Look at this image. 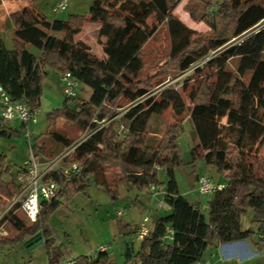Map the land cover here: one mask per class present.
<instances>
[{"label": "trees", "instance_id": "trees-1", "mask_svg": "<svg viewBox=\"0 0 264 264\" xmlns=\"http://www.w3.org/2000/svg\"><path fill=\"white\" fill-rule=\"evenodd\" d=\"M6 1L12 0H0V5ZM180 2L94 0L88 15H73L67 21H50L35 7L10 14L15 37L9 49L0 34V86L13 101L27 102L36 111L40 109L44 82L50 71L60 75L70 72L92 94L88 101L78 99L74 109L69 105L72 100L66 98L61 108L48 115L49 129L64 120L84 131H98L74 155L81 167L77 178L52 174L60 189L41 209L36 222L25 227L18 216L19 205L0 220V229L9 223L19 232L13 238L0 236V248L25 238L36 237L33 242L41 240L38 234L42 229L46 231L61 200L84 192L92 183L103 187L113 199L119 198L118 187L122 184L138 192L155 187L169 207L167 214L150 221V232L141 241H138L140 224L118 223L126 264L206 262L204 257L209 249L255 236L254 231L243 227L242 219L249 212L253 213L252 223L264 233V156L260 155L264 142L261 111L264 99L259 98L264 87V0H201V19L212 31L208 39L197 36L173 15ZM192 16L197 17L193 12ZM86 25L100 26L103 45L100 59L90 57V46L77 38ZM161 25L167 27L171 37L170 61L166 66L173 67L174 75L188 69L207 49L220 48L234 38L243 39L240 45L227 48L196 70L198 74L205 70L208 74L190 92L189 105L183 95L188 89L187 81L180 90L169 87L156 97L150 94L149 84L138 80L146 68L145 47ZM234 58L240 62L237 72L232 73L227 70V63ZM247 74L251 78L245 83ZM124 105H128L127 111L117 120L115 109ZM170 109L174 124L167 136L148 145L151 117ZM108 117L112 119L109 127L100 128L99 122ZM187 120L198 141L191 148L189 164L203 163L205 171L215 170L226 184L224 190L207 196V211L201 203L182 194L176 179V170L184 167L179 140ZM116 126L125 132L122 140ZM27 128L22 123L19 131L0 120V139L20 135ZM230 147L239 153V159L232 175H223L230 170L227 164ZM31 151L40 160L54 157L39 137L35 138ZM116 167L121 173L110 181L107 170ZM162 173L165 181L160 180ZM21 174L22 167L15 173L0 156V195L5 206L21 190L18 182ZM191 175L195 181L196 172ZM135 205L141 207L138 202ZM168 229L173 232L172 239L168 238ZM63 260L58 251L50 257L49 264ZM71 260L74 264H113L107 251L101 249L97 257L79 256Z\"/></svg>", "mask_w": 264, "mask_h": 264}, {"label": "rangeland", "instance_id": "rangeland-1", "mask_svg": "<svg viewBox=\"0 0 264 264\" xmlns=\"http://www.w3.org/2000/svg\"><path fill=\"white\" fill-rule=\"evenodd\" d=\"M61 0H12L6 1L0 5V29L7 27V34H4V40L9 48L12 47L11 41L14 38V25L10 19L12 12H15L25 7H35L39 9L50 21L56 19L67 21L73 15L86 16L90 13L94 0H68L67 9L61 13H55L54 7ZM201 0H181L174 8L173 15L178 18L188 28L194 30L197 36L203 39H208L211 36V28L201 19L200 3ZM192 12L196 14V18L192 16ZM96 25H86L83 32L77 37L84 40L90 46V57L100 59L103 55V45L100 42L99 32L96 30ZM11 28V30H9ZM243 39L234 38L228 44L220 47L207 49L194 64L185 71H178L174 75V69L171 66H166L170 61L171 52V37L165 25L158 28V32L145 47L146 68L139 76L138 80L151 86L150 94L158 97L160 91L166 88L181 89L188 82L187 91H183L186 103L189 105L190 92L197 88L204 80L208 72L205 70L201 74L196 72V66L212 53L217 56L224 52L227 48L240 45ZM200 46L202 42L198 41ZM13 43V42H12ZM33 51H37L33 48ZM240 59L234 58L227 63L229 72H237ZM57 72L50 71L49 78L44 82L43 97L41 99L40 112L37 116V122L31 123L28 126L29 137H26L27 130L20 135L16 134L11 138L0 139V156L6 160L7 166H10L15 173L19 167L30 159L31 145L34 144L35 138H40L47 152L54 157L67 149L72 144L76 143L81 137L89 134L91 131H84L78 125L64 120H60L55 127L49 129L48 115L54 110L63 106L64 100L67 98L62 90L61 82L59 81ZM251 74H247L244 78L245 83H248ZM92 94V90L86 86L77 88V97L70 99L69 105L73 109L77 107L78 99L88 101ZM264 99V87L259 96ZM128 105L122 108H116V118L126 110ZM261 109V108H260ZM264 115V108L261 109ZM107 119L99 122L101 128L109 127L110 121ZM97 122L96 120H94ZM13 129L21 130L22 122L19 120L6 122ZM98 123V124H99ZM174 124L171 109L162 115H154L151 117L148 125V145L157 144L161 139L167 136V131ZM116 130L120 133V140L125 136V132L120 126H116ZM196 134L189 120L184 123V132L180 135L179 146L182 153L184 167L176 170V179L179 183L180 191L192 192L188 194L190 200L203 199L207 196H201L196 190H190V183H194L193 171L206 173L209 176L215 177V170L210 172L205 171V165L198 163L192 166L191 148L196 146ZM260 155L264 156V142L261 145ZM239 159V153L234 151L232 147L228 150L227 164L230 166L229 171H225L228 175H232L235 166ZM228 170V169H227ZM121 173L119 168H110L107 170V177L112 181L115 176ZM7 178V177H6ZM160 180L165 181L166 176L162 173ZM92 183V182H91ZM122 184L119 185V198L113 199L112 196L101 186L90 184L84 192L74 195L67 200H61L62 204L51 215L49 225L41 230L38 234L41 240L29 243L32 238H25L9 243L0 248V264H49L50 257L54 256L58 251L61 252L64 260H71L79 256L97 257L100 254L102 247L106 248L111 261H119L121 248L123 246V238L118 233L119 222H131L132 225H137L139 220L147 213H150L149 204L155 199L151 190H143L138 192L136 189ZM139 196L141 202L146 205V209L135 205V198ZM5 199L0 195V220L9 212L12 201L5 206ZM118 211H125L121 217H117ZM252 213H247L243 219V227L255 228L256 232L261 231L259 225L252 223ZM20 220L25 227H30L33 222L29 221L22 212L18 213ZM255 232V233H256ZM19 232L9 223L3 229H0V236L4 238L16 237ZM264 237V236H263ZM252 240L247 241L251 244ZM247 243L241 242L230 247L232 250L241 254H248ZM63 260V261H64ZM120 264V262H118ZM253 264V263H250Z\"/></svg>", "mask_w": 264, "mask_h": 264}, {"label": "built area", "instance_id": "built-area-1", "mask_svg": "<svg viewBox=\"0 0 264 264\" xmlns=\"http://www.w3.org/2000/svg\"><path fill=\"white\" fill-rule=\"evenodd\" d=\"M68 0H61L53 9L55 13H61L67 9ZM244 35L243 37H245ZM242 39V38H240ZM217 56L216 53H212L206 56L197 66L198 68L204 67L208 62L213 60ZM59 81L62 85L64 95L69 99L77 97V88L79 83L73 78L70 72H66L59 76ZM127 111V109L125 110ZM124 111V112H125ZM40 109L32 111L30 105L27 102L13 101L10 96L6 93L4 88L0 86V120L9 122L19 120L23 124L37 122V116L39 115ZM101 128V126H100ZM91 132L81 137L76 143L69 146L67 149L62 151L59 155L53 157L50 160H40L36 158L32 151L31 157L22 166V174L18 178V182L21 185V190L12 199L11 208L15 205H19L20 212L31 222H36L43 206L42 201L48 203L56 196L60 189L59 184L54 180L52 174H62L67 178H77L81 173V167L75 160V153L78 148L85 143L96 131L90 130ZM29 131L27 128L26 137H29ZM197 191L201 196H210L217 191H222L226 188L225 183H217L209 176H200L197 182ZM151 192L154 199L156 200V206L159 209H169L163 199L157 197V190L152 187ZM10 208V209H11ZM125 214V211H118L117 217H121ZM150 218L144 217L140 222V229L138 234V240H143L150 232L149 229ZM173 232L168 229V238L172 239ZM263 238V236H260ZM106 248L102 247L101 252H105ZM52 264H74L73 260H64ZM132 264H142L141 262H134ZM196 264H209L207 262H198Z\"/></svg>", "mask_w": 264, "mask_h": 264}, {"label": "crops", "instance_id": "crops-1", "mask_svg": "<svg viewBox=\"0 0 264 264\" xmlns=\"http://www.w3.org/2000/svg\"><path fill=\"white\" fill-rule=\"evenodd\" d=\"M3 4H4V2H3ZM8 16H10V15H8ZM92 27H95L96 30L99 32L100 26H92ZM7 30H8L7 27L5 29H0V34H1L3 39H4V34H7V32H6ZM9 30H11V28ZM14 37H15V31H14ZM13 40H14V38L11 41L12 47H13V44H12ZM79 40H82V39H79ZM6 46H7V44H6ZM12 47L11 48L8 47V48L12 49ZM30 50L37 55L39 54L38 51L35 52L31 48H30ZM102 52H103V50H102ZM102 57H103V55H102ZM197 142L198 141L196 140V143ZM210 171L211 170H206V172H210ZM223 175H228V174L226 172H224ZM196 176L197 177H196V180L194 181V183H192V184L190 183L189 185L191 188L190 190H193V188H194L196 190V192L198 193V191H197L198 178L200 176H204V174L197 171ZM209 177L213 178L214 181L217 183H223V181H224L223 176L218 174L217 172L215 174V177L214 176H209ZM128 189L131 190V187H129ZM191 193L192 192H190V191H186L185 193H182V194H184L188 197V194L190 195ZM157 197L162 199V192L161 191L158 192ZM207 200H208V197L205 198V200L198 198V199H195L192 201L201 203L202 206H205V210L207 211L208 210ZM136 202H138L139 206H141L143 209L147 208L146 205H144V203L140 201L139 196H136L135 203ZM148 208L150 210V213L149 214L147 213L144 217H149L150 221L167 214V210H169V209H159L156 206V200L151 202L149 204ZM251 216H252V220H253V213ZM144 217H142L141 220H139V223L137 222V226L140 224V222L142 221V219ZM126 223L132 224L129 221H127ZM245 228L256 232L255 228H258V227L257 226L253 227V225H252L251 228H248V227H245ZM260 236H264V233L262 231H257L255 236L252 239H249V240H252L251 244L247 243V241H249V240H245V241H238V242H234V243H230V244L221 245L218 248H211V249H209V251L205 255L204 260L209 264H250V263L264 264V239L260 238ZM241 242L247 243L246 245L248 248L247 249L248 254L245 253L246 255L241 254L237 251H234L230 248L233 245H236V244L241 243ZM124 249H125V247L123 244V246L121 248L120 259H119V261H116V259L114 261H111L113 264H119L118 262H120V264H126L127 259L124 256V252H125Z\"/></svg>", "mask_w": 264, "mask_h": 264}, {"label": "water", "instance_id": "water-1", "mask_svg": "<svg viewBox=\"0 0 264 264\" xmlns=\"http://www.w3.org/2000/svg\"><path fill=\"white\" fill-rule=\"evenodd\" d=\"M47 204H48V202L45 201V200L41 202V205H42L43 207H45ZM35 239H36V237L32 238V239L29 241V243H32Z\"/></svg>", "mask_w": 264, "mask_h": 264}]
</instances>
